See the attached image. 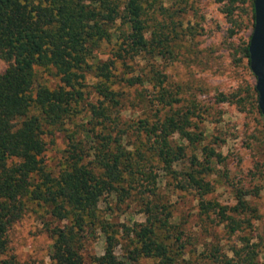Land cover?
Here are the masks:
<instances>
[{"label": "rangeland", "instance_id": "obj_1", "mask_svg": "<svg viewBox=\"0 0 264 264\" xmlns=\"http://www.w3.org/2000/svg\"><path fill=\"white\" fill-rule=\"evenodd\" d=\"M146 2L148 39L154 37L153 31H161L169 36L168 44L158 51L127 52L126 26L117 20L110 39L102 40L88 58L92 67L82 80L83 98L63 123L46 126L42 134L45 150L40 163L54 177L66 166L70 136L84 149V162L94 158L93 147L100 144L95 134L107 133L114 138L110 148L115 150L117 144L133 162L116 183L117 192L101 196L98 219L78 232L83 264H93V258L104 251L101 222L108 232H115L114 250L123 264H161L159 258L129 253L135 243L131 229L146 223L148 216L180 263L216 264L213 253L238 262L249 256L248 243L255 264H264V117L254 101L256 78L242 52L253 29V0ZM103 62L109 63L111 75L105 83L117 101L103 100L96 88L104 81L97 74ZM6 66L0 57V71ZM157 71L165 76L162 86L174 92L178 102L157 103ZM136 76L145 81L127 83L126 78ZM38 82L50 88L61 84L53 67L42 66L37 67L34 88ZM221 94L233 96L220 101ZM91 104L106 106L110 119L92 116ZM177 110L191 111L189 130L201 139L191 143L178 133L169 136L170 144L182 151L168 167L157 155L154 137L140 130L137 121L163 119ZM34 173V181L39 182ZM190 174L202 186L189 179ZM240 192L252 211L238 214L227 209L239 225L231 231L216 210L235 205ZM208 202L218 204L216 209L206 210ZM51 208L28 202L10 226L6 255L13 256L16 264H58L52 258L53 230L70 226L72 214L61 219Z\"/></svg>", "mask_w": 264, "mask_h": 264}, {"label": "trees", "instance_id": "obj_2", "mask_svg": "<svg viewBox=\"0 0 264 264\" xmlns=\"http://www.w3.org/2000/svg\"><path fill=\"white\" fill-rule=\"evenodd\" d=\"M146 3V0H0V57L7 62L4 71H0V264H16L13 256L6 255L7 232L23 215L28 202H42L48 207L52 205L50 212L61 219L72 214L70 226L55 227L53 230L52 258L58 264H83L78 232L98 219L96 207L101 196L117 192L116 183L122 181L133 162L124 156L125 152L117 144L115 150L110 148L111 141H114L110 133L102 137L95 134L101 139L100 144L93 147L94 158L84 162V149L72 142L70 136L66 166L54 177L40 163V156L45 150L42 134L46 126L63 123L78 105L79 99L83 98L82 80L85 72L92 67L88 58L102 40L110 39L111 26L117 20L126 26L127 52L158 51L168 44L169 36L161 31H153L154 37L148 39ZM251 5L254 20L253 3ZM174 33L177 34L176 29ZM248 43L249 39L242 52L249 65ZM41 66L53 67L61 84L50 88L38 82L34 88L37 67ZM97 67V74L104 79L96 85L98 93L103 100L115 99V92L105 83L111 75L109 63L103 62ZM155 77L160 87L155 95L157 103L171 105L178 102L174 92L162 86L164 74L157 71ZM126 81L132 85L145 80L136 76L126 78ZM252 90L257 102L255 86ZM231 96L233 94H221L220 101L229 100ZM90 108L92 116L101 115L110 119L106 106L91 104ZM258 111L261 114L259 108ZM190 114V110H177L163 119L149 122L144 118L137 121L140 130L154 137L157 155L168 167L182 151L181 146L170 144L169 136L178 133L191 143L201 139L199 134L189 130ZM13 158L16 161L9 164L8 160ZM34 172L39 175V182L34 181ZM188 177L202 186L201 180L191 174ZM242 194H237L236 204L229 208L210 205V202L204 208L215 210L217 207L216 213L221 219H227L228 227L234 231L239 225L226 210L238 214L252 211ZM101 228L105 238L104 251L94 257L92 263L123 264L114 250L115 232H108L104 222H101ZM131 231L135 243L130 254L156 257L161 264H184L159 239L154 221L149 216L146 223ZM246 245L249 256L241 261L233 262V258L226 255L225 258L219 253L211 254L212 259L216 264H255L254 250L248 243Z\"/></svg>", "mask_w": 264, "mask_h": 264}, {"label": "water", "instance_id": "obj_3", "mask_svg": "<svg viewBox=\"0 0 264 264\" xmlns=\"http://www.w3.org/2000/svg\"><path fill=\"white\" fill-rule=\"evenodd\" d=\"M254 24L248 43L249 66L254 74L257 105L264 117V0H253Z\"/></svg>", "mask_w": 264, "mask_h": 264}]
</instances>
